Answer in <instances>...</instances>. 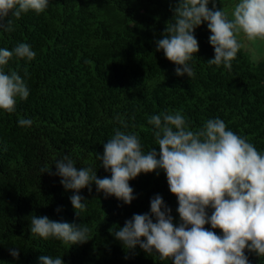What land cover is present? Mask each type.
<instances>
[{
    "label": "trees",
    "instance_id": "1",
    "mask_svg": "<svg viewBox=\"0 0 264 264\" xmlns=\"http://www.w3.org/2000/svg\"><path fill=\"white\" fill-rule=\"evenodd\" d=\"M174 3L49 0L43 13L30 11L14 19V31L0 30V48L23 42L36 52L32 61L13 58L5 67L25 78L30 94L27 100L17 98L16 112L0 109V264H39L41 255L61 256L65 264H173L139 246L128 251L109 232L133 214L150 212L156 194L179 224L178 200L163 170L129 181L136 196L130 205L114 196L105 198L95 184L91 193L81 189L88 199L82 217H76L70 202L73 191L64 189L59 176L41 172L51 167L54 173L56 160L67 154L77 168L91 166L98 177H110L96 154L103 153L117 128L137 135L145 152L153 147L159 152L154 126L148 122L152 115L178 111L192 130L218 117L264 152V56L253 61L242 48L231 71L209 65L214 48L205 22L195 30V77L177 76V66L162 50L156 51L155 43L174 22ZM19 118L32 119V126H19ZM32 215L85 223L93 237L70 247L44 240L30 233ZM10 249L19 250V259ZM245 254L251 264H264V257L247 250Z\"/></svg>",
    "mask_w": 264,
    "mask_h": 264
},
{
    "label": "clouds",
    "instance_id": "2",
    "mask_svg": "<svg viewBox=\"0 0 264 264\" xmlns=\"http://www.w3.org/2000/svg\"><path fill=\"white\" fill-rule=\"evenodd\" d=\"M209 3L175 0L174 22L167 24L162 38L155 41L156 51L162 50L177 66V76L195 77L191 63L199 52L195 30L205 22L214 48L209 65H223L231 71L232 61L244 46L238 40L241 33L248 41H264V0H239L231 19L217 7L216 0H211V8ZM48 4L49 0H0V30L14 31V19L30 11L43 13ZM35 57L36 52L27 43L0 48V109L14 113L17 98L27 100L30 94L24 77L17 71H5L9 61H32ZM148 122L154 126L159 152L154 147L145 152L137 135L115 129L104 143L103 153L96 154L110 177H98L91 166L77 168L67 154L56 160L54 173L51 167L41 172L59 176L64 189L73 191L70 202L76 217H82L88 199L80 194L81 189L91 193L95 184L96 192H103L105 198L114 196L130 205L136 196L129 181L141 173L155 172L158 176L163 170L169 190L178 200L180 222H174L172 209L156 194L150 200V212L133 214L122 227L109 229L126 250L139 246L149 255L157 254L160 261L171 260L173 264H251L245 250L264 257V152L218 117L207 120L198 130H192L178 111L152 115ZM18 124L31 127L33 120L19 118ZM29 229L34 236L55 239L69 247L87 243L93 237L85 223L56 221L46 215H32ZM9 251L19 259L18 249ZM39 264L65 262L61 256L41 255Z\"/></svg>",
    "mask_w": 264,
    "mask_h": 264
},
{
    "label": "rangeland",
    "instance_id": "3",
    "mask_svg": "<svg viewBox=\"0 0 264 264\" xmlns=\"http://www.w3.org/2000/svg\"><path fill=\"white\" fill-rule=\"evenodd\" d=\"M238 2L239 0H216L217 7H221L228 14L230 19L233 6ZM208 6L211 8V0ZM238 40L244 45L243 48L248 51L249 56L253 61L264 56V41L259 39L248 41L243 33L238 36Z\"/></svg>",
    "mask_w": 264,
    "mask_h": 264
}]
</instances>
